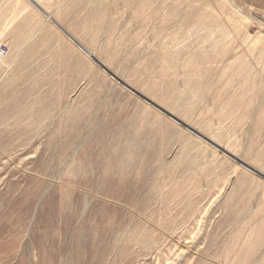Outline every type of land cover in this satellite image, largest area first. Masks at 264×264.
<instances>
[{
  "label": "rangeland",
  "instance_id": "374dc122",
  "mask_svg": "<svg viewBox=\"0 0 264 264\" xmlns=\"http://www.w3.org/2000/svg\"><path fill=\"white\" fill-rule=\"evenodd\" d=\"M0 264H264V0H0Z\"/></svg>",
  "mask_w": 264,
  "mask_h": 264
},
{
  "label": "water",
  "instance_id": "95a60500",
  "mask_svg": "<svg viewBox=\"0 0 264 264\" xmlns=\"http://www.w3.org/2000/svg\"><path fill=\"white\" fill-rule=\"evenodd\" d=\"M175 120L179 122V120L177 118H175Z\"/></svg>",
  "mask_w": 264,
  "mask_h": 264
}]
</instances>
